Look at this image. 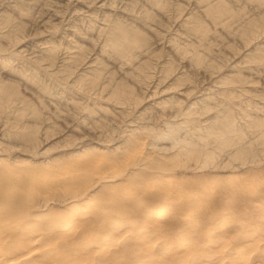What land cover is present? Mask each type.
<instances>
[{"label": "rangeland", "instance_id": "rangeland-1", "mask_svg": "<svg viewBox=\"0 0 264 264\" xmlns=\"http://www.w3.org/2000/svg\"><path fill=\"white\" fill-rule=\"evenodd\" d=\"M192 102L188 120L220 113L241 130L237 145L257 137L249 119L264 114V0H0V154L12 161H50L62 184L86 183L77 152L101 147V162H122L134 141L167 132L163 110ZM263 148L231 163L223 150L217 168L177 175L264 180Z\"/></svg>", "mask_w": 264, "mask_h": 264}, {"label": "bare ground", "instance_id": "bare-ground-1", "mask_svg": "<svg viewBox=\"0 0 264 264\" xmlns=\"http://www.w3.org/2000/svg\"><path fill=\"white\" fill-rule=\"evenodd\" d=\"M117 36L131 47L128 35ZM196 103L163 110L159 118L173 117L165 121L167 132L140 137L122 162H101V147L77 152L78 169L89 171L86 183L62 184L58 173H50L56 167L50 161H12L0 154V264H264V180L221 186L211 174L184 176L185 182L177 175L182 168H217L221 152H229L224 145L234 148L230 163L249 156L264 145V114L249 119L260 126L257 137L237 145L241 130L228 115L188 120ZM185 129L211 139L188 140L180 134ZM93 200L99 202L89 205Z\"/></svg>", "mask_w": 264, "mask_h": 264}]
</instances>
